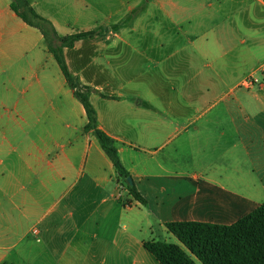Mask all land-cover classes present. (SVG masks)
<instances>
[{
    "label": "crops",
    "instance_id": "obj_1",
    "mask_svg": "<svg viewBox=\"0 0 264 264\" xmlns=\"http://www.w3.org/2000/svg\"><path fill=\"white\" fill-rule=\"evenodd\" d=\"M11 1L0 0V264H145V258L161 264L144 243L158 239V228L172 234L167 221L231 224L264 202V74L253 72V88L219 109L223 118L210 115L199 124L163 117L162 90L144 88L145 61L159 66L176 56L196 67L206 84L201 93L217 86L206 70L225 63L218 34L227 14L222 3L230 0H30L61 35L98 31L65 48L66 61L93 87L99 126L115 138L142 194L146 181L177 178L196 186L178 203L190 218L171 220L144 194L141 203L128 186L120 188L43 34ZM260 31L264 0H253V32ZM141 61L142 71H132ZM243 95L253 96V104L242 103ZM215 106L207 104L204 115ZM137 143L153 162L134 161ZM173 143L174 151L167 150ZM179 147L191 153L185 162L176 159ZM252 147L253 170L241 160L243 149L251 154ZM195 152L202 154L200 163ZM215 153L223 160H208Z\"/></svg>",
    "mask_w": 264,
    "mask_h": 264
},
{
    "label": "rangeland",
    "instance_id": "obj_2",
    "mask_svg": "<svg viewBox=\"0 0 264 264\" xmlns=\"http://www.w3.org/2000/svg\"><path fill=\"white\" fill-rule=\"evenodd\" d=\"M241 3L242 6H241ZM223 8L227 12L226 16H223L224 21L220 25L219 38L221 45L223 44L226 55L224 57V64H215L214 68L207 69L206 74H210L212 82L216 83V87H211L210 93H201V89L205 88V82L202 83V79L196 77V67L190 70L188 64L184 62L180 56L166 58L159 66H155L154 63L145 61L143 64V73L145 76L147 91L151 88H159L162 90V95L159 97L161 115L167 118H176L177 120L194 119L197 124L207 119L208 116L213 115V118L220 115L219 118H223L225 111H218L228 104H237L236 96L238 93H243L245 88H253L255 80H253V72L259 77L263 76L264 69V31L253 32V0H236L225 1ZM178 39H182L178 36ZM142 61L139 62L136 69L132 68V71L141 70ZM161 69V70H160ZM217 73L222 75L224 80L219 79ZM155 77V81H153ZM203 85V86H202ZM234 86V89L231 88ZM206 90V88L204 89ZM190 93V94H187ZM247 105L253 104V96L243 95L241 98ZM235 99V102L233 101ZM207 104H215V108L207 115H204L203 108ZM169 109H172L170 112ZM228 114V113H226ZM239 115V113H236ZM212 117V116H211ZM183 125V124H181ZM190 127L189 130H192ZM186 136V132L181 135L183 140ZM229 140H226L228 142ZM154 142V141H153ZM176 143V142H175ZM174 143L169 145L167 150L174 151ZM141 146L143 143H137L131 150L134 161H150L149 157L152 154L145 152ZM251 154L242 151V165L253 170V147L251 148ZM176 159L185 162L187 157L191 154L185 147H179L176 153ZM194 160H202V154L195 152L192 154ZM191 155V159L192 156ZM223 157L218 153H215L213 157H209L208 160L218 161L217 157ZM192 162V160H191ZM118 182L121 184L120 188L123 189L127 186L124 177H119ZM167 186L166 191H161L159 185ZM116 186V181L113 187ZM194 183L190 180L181 181L177 178L166 179L162 182L146 181L145 188L147 192L143 193L150 202L153 210L161 215L164 219H173L176 216L178 218H190V210L186 209L184 205L178 204L182 197L191 195L195 189ZM150 188V189H149ZM122 194V193H121ZM178 204V205H177ZM168 231L158 228L157 238L161 240H167L181 244L179 240L173 235L168 234ZM35 236V235H34ZM33 236V237H34ZM41 236V235H40ZM35 238V237H34ZM133 257L131 256L130 259ZM138 258V257H135ZM145 264H151L148 258H145ZM130 264H132L130 262ZM141 264V263H139ZM159 264V263H158Z\"/></svg>",
    "mask_w": 264,
    "mask_h": 264
},
{
    "label": "trees",
    "instance_id": "obj_3",
    "mask_svg": "<svg viewBox=\"0 0 264 264\" xmlns=\"http://www.w3.org/2000/svg\"><path fill=\"white\" fill-rule=\"evenodd\" d=\"M11 8L27 24L41 31L68 85L85 108L86 129L98 138L119 177L126 180L131 195L146 203L135 182L128 181L131 173L121 160L115 138L99 126L98 112L91 102L93 87L84 84L79 76L72 73L65 58V48H73L77 41L94 37L99 34L98 31L61 35L51 20L36 11L30 0H12ZM165 225L181 244L159 239L144 243L161 264H264V202L231 224L172 220Z\"/></svg>",
    "mask_w": 264,
    "mask_h": 264
},
{
    "label": "water",
    "instance_id": "obj_4",
    "mask_svg": "<svg viewBox=\"0 0 264 264\" xmlns=\"http://www.w3.org/2000/svg\"><path fill=\"white\" fill-rule=\"evenodd\" d=\"M128 181H129L130 183H133V178H132L131 176H129V177H128Z\"/></svg>",
    "mask_w": 264,
    "mask_h": 264
}]
</instances>
